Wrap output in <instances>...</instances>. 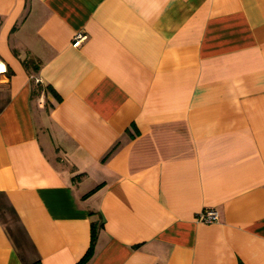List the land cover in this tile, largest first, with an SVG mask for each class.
Here are the masks:
<instances>
[{
  "label": "crops",
  "instance_id": "0c3cea01",
  "mask_svg": "<svg viewBox=\"0 0 264 264\" xmlns=\"http://www.w3.org/2000/svg\"><path fill=\"white\" fill-rule=\"evenodd\" d=\"M0 64V264H264V0H0Z\"/></svg>",
  "mask_w": 264,
  "mask_h": 264
},
{
  "label": "trees",
  "instance_id": "16d2710c",
  "mask_svg": "<svg viewBox=\"0 0 264 264\" xmlns=\"http://www.w3.org/2000/svg\"><path fill=\"white\" fill-rule=\"evenodd\" d=\"M25 66L28 65V62H24ZM90 214H94L93 211L90 212ZM102 227V221L100 217L98 216L97 219L91 221V239H90V244L84 253V255L75 263V264H86L91 257L94 254V245H95V240L98 234L99 229Z\"/></svg>",
  "mask_w": 264,
  "mask_h": 264
},
{
  "label": "built area",
  "instance_id": "2783aa9c",
  "mask_svg": "<svg viewBox=\"0 0 264 264\" xmlns=\"http://www.w3.org/2000/svg\"><path fill=\"white\" fill-rule=\"evenodd\" d=\"M86 35L82 31H78L73 36L72 45L78 47L85 39ZM198 219L206 222L218 220V212L215 209H205L198 214Z\"/></svg>",
  "mask_w": 264,
  "mask_h": 264
},
{
  "label": "bare ground",
  "instance_id": "6f19581e",
  "mask_svg": "<svg viewBox=\"0 0 264 264\" xmlns=\"http://www.w3.org/2000/svg\"><path fill=\"white\" fill-rule=\"evenodd\" d=\"M0 67H3V65H2V64H0Z\"/></svg>",
  "mask_w": 264,
  "mask_h": 264
}]
</instances>
